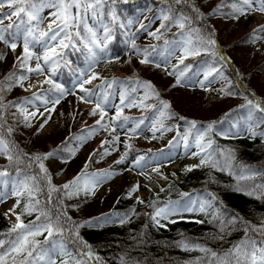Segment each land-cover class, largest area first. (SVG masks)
I'll use <instances>...</instances> for the list:
<instances>
[{
	"label": "trees",
	"instance_id": "16d2710c",
	"mask_svg": "<svg viewBox=\"0 0 264 264\" xmlns=\"http://www.w3.org/2000/svg\"><path fill=\"white\" fill-rule=\"evenodd\" d=\"M214 1L213 6L221 5L219 11L224 13L233 12L231 7L233 3L237 4V7L241 6V0ZM195 3L199 7L200 12L204 14L202 23L213 29V39H215L216 45L212 51H202L200 55L186 58L183 64H177V66L179 70H183L185 66H191L184 76L211 70V75L214 72H221L227 77L228 81L220 88V93H209L200 108L196 109L184 104L185 102L183 101V103H177L174 100V94L171 93L172 95H169L174 83H162L157 67L153 64L142 65L139 61L135 64L126 58V68L115 70L103 77V79L108 81H117L112 89H107V85L99 88L101 80L97 82L95 90L97 95H95V99L97 100L98 97L103 99L99 94L103 91H110L112 95L105 106L111 105L113 96L116 93L119 94L121 89L125 87L130 89L137 86L135 84L137 80L150 81L156 91L159 92L160 98L170 103V111L175 113V116L171 119H164V122L174 126L171 140H174L178 144H185L186 142L195 143L197 135L205 132L208 124H214L213 131L207 132L201 141L206 144L208 141H211V147L205 148L203 155L189 166L199 165L200 160L210 153L212 159L217 160L220 166L226 170L220 171L212 168L210 162L204 166L194 167L191 171H186L185 167L180 170L177 177H169L168 181L159 186L156 191H149L145 197L139 198L144 203H137L138 197H129L126 193L120 192L109 207L87 214L80 211L73 213L78 200H76L74 195L71 198L65 195V190L61 188L65 183H56L45 164V167L48 169V175L51 176L52 185L60 188L59 192L52 193L51 204L47 203L48 184L46 179L42 178L44 174L40 172L38 165L34 164L31 168H28L26 157L24 163L17 165L13 162L10 164L4 156V159L0 161V171L7 172L6 177L9 179L12 187L23 180L26 175H29L36 176L37 183L41 188V191L35 193L32 198L27 193H23L19 198L12 196L14 199L13 205L16 204L17 199L20 200V205L16 210L20 214L21 221L24 224L35 221L36 216L39 214V209L42 208L50 209L54 217L56 215L55 206L59 205L62 201L68 216L74 221L80 223L88 220L93 221L92 225L85 224L84 227L79 228V236L82 241L91 246L94 256L102 258L103 264H120L122 257L128 264H131L132 261H139L140 264H220V260L229 249H232L234 245L246 239L245 222L250 225H261V222L264 221V199H256L255 196L244 194L245 191H254L256 195L264 192V137L258 135L256 138H252L247 131L249 123L247 117L250 111H253V122L258 121L260 117L264 116V113L254 112V110L247 106V99H255L264 105V98L260 97L250 86L252 79L258 75V69L253 65V62H249L235 70L232 62L228 59L221 44L218 42L208 10L203 9L204 0H195ZM173 7L184 6L173 4ZM167 9L168 4L164 0H134L133 3L127 4L120 0V2L114 5L110 3L104 5L101 9L103 13L102 20L112 35V39L107 45L108 58H121L128 49H131V41L139 34L141 25L145 24L141 20L136 27L133 26L142 14L149 12L150 17L160 16L161 12ZM113 11L115 12V20H113L110 14ZM0 12L8 13L9 8L0 9ZM185 12L192 15L191 10L186 7ZM16 19L15 17L12 18L13 21H16ZM10 22L12 21L7 19L0 26H7ZM196 26L193 25V27ZM88 27L94 31L96 23L88 24ZM71 31L73 32L72 40L75 42L76 47L59 50L63 53V57L60 60V66L56 70V75L52 77L67 92L71 88L72 80L79 75L81 68L89 60L88 49L84 46L83 41L87 40L90 43L92 39L91 33L84 29L83 24H81L79 29L81 33L80 37L75 35V28ZM161 31L163 32L161 39H154L153 43L144 44L135 41L136 46L140 49L150 45L156 46V50L151 53V59H154L157 63H159L158 58L161 55H167L168 52L175 50L176 46L188 38L187 32L185 31L182 35V30L177 26L175 28L170 27L167 31ZM201 35L207 36L208 33L202 32ZM81 37H83V40ZM240 37L234 40V42L240 39ZM165 40L170 41V43L166 45L164 43ZM65 42L67 43V41ZM192 46H200L199 38L195 32L192 33ZM6 48L8 47L0 42V53H5ZM13 66L6 68L4 71L0 70V82H2L0 83V89H3L0 94L4 96L6 104L9 101L20 102L27 98L23 95L9 96L7 85L11 81L6 80V77L12 72L26 75L25 69L14 68ZM240 68L251 71L248 80L244 81L241 76V79L237 80L235 78V75L241 74ZM239 82H242L243 88L239 87ZM49 87L50 85L45 89ZM143 93L144 90L142 95ZM130 96L136 101L138 92L130 94ZM146 103L157 104L158 102L153 98L146 101ZM15 108L9 107L4 110V120L0 121V123L4 124V128L0 129V133L3 134L6 140L14 142L22 154L26 153L29 156L35 154L43 155L57 150L56 158L67 159L71 156L72 146L76 140L80 136L85 135L88 129L95 126L94 122H86L84 120L76 124L73 130L57 143L47 144L43 150L37 152H28L19 137V133L11 126V115ZM124 116L129 117L134 126L142 117L145 118L144 123L137 130V133H140L151 121L153 111L139 107H125L121 114V119ZM180 117L184 119H180ZM189 121H194L196 126L192 127ZM118 123L120 121H117ZM233 125H236V127H233ZM8 127L13 129L10 136L6 131ZM254 130L257 133L264 132V124L255 127ZM97 150L99 152V149L96 148L90 154ZM145 150L143 145L130 144V148H126L123 151V154L127 153L124 163ZM90 154L82 165L81 171L84 169L86 162H88L87 171L98 158V154L94 155L89 162ZM17 167L21 169L19 174ZM240 177L245 178L240 179ZM238 188L241 190H238ZM200 195L211 202L212 207L208 208L204 214L202 213L199 218H176L171 220L174 222H170L169 226L157 227L151 223L147 215L154 211L150 207L153 201L156 202L157 207L168 205L169 202H172L174 206H185L194 197ZM213 196H215V200L212 199ZM36 200L40 201L37 210L28 214V211H25V205L34 204ZM133 209L135 210L134 214ZM125 214L129 215L130 222L122 226L118 223H104L102 220L96 219L106 215H110L115 219ZM217 214L219 215L218 219L214 218ZM232 217H238L237 223L226 227L222 232L220 230V221H227ZM41 222H44L43 218ZM15 223L10 219L4 218L0 213V240L5 241L0 252H7L12 246L11 242L16 240V233H10L9 231ZM141 233H146V236L141 237ZM46 235L47 233L45 232L41 236L35 237V239L41 241L38 247L50 249L53 241L59 242L63 239L60 236H53L45 242L44 237ZM248 238L255 239L258 242L264 239V237H261L256 232H250ZM29 239L32 238L30 237ZM141 239L145 242L138 243ZM181 240L193 246L200 245L208 249V251H201L195 247L185 251L177 246V242ZM81 248H83V245L79 244V242L76 244L69 243L67 250L71 255L66 257L58 255V264H60L61 260H68L69 264H74L73 258H82L79 256V249ZM83 250L87 251L86 248ZM212 252H215L217 256L213 257ZM14 257L17 262L21 259L16 253H10L6 256L7 264H13ZM34 258H36V253L30 259ZM83 259H87V257H83ZM37 264H44V262L37 259ZM88 264H100V261H95L93 258L92 260H88Z\"/></svg>",
	"mask_w": 264,
	"mask_h": 264
},
{
	"label": "snow or ice",
	"instance_id": "6c2138e0",
	"mask_svg": "<svg viewBox=\"0 0 264 264\" xmlns=\"http://www.w3.org/2000/svg\"><path fill=\"white\" fill-rule=\"evenodd\" d=\"M120 0H0V9H3L5 5L9 8L8 13L0 12V25H3L4 19L12 21L7 24V26H0V42L4 43L8 48L13 52L16 51L19 41H23V53L18 56L17 64H14V68L19 66L21 69H25L28 74L44 75V80L40 82V88L43 89L44 84L50 85L48 89L38 90L32 93L30 98H25L20 102L9 101L7 104L4 102V96L0 94V121L4 120L3 112L6 108L16 107L19 112L26 113L27 108L24 105L31 104L33 107L37 108V111H33L27 115H24V124L25 127H31V119L37 116L39 111L36 101H39L40 104L44 107V112H39L40 116H45V113H48L47 117L43 120V123L40 124L38 132L44 128L51 118V112L55 110V106L60 103L61 99L69 94L59 83H56L52 77L56 75V70L60 66V60L63 57V53L58 51V48L64 49L68 47H76L75 42L72 40L73 32L71 29L75 28V35L80 37L81 33L79 31L81 24L86 31L92 33V39L90 43L88 41H83L84 46L88 49L89 53V69L93 68L101 60V53L107 56V45L112 39V35L108 27H104V37L99 39L96 37V33L88 27L86 17L89 12L93 18L97 17L98 12L100 15H103L101 9L106 4H116ZM123 3H133L134 0H122ZM168 4V9L162 11L160 15L161 23L159 28L153 32H149V36L156 40H160L163 32L161 30L167 31L172 26H177L181 29V34L183 35L185 31L187 32V40L184 41V46L182 50V55L179 58L178 64H183L184 60L188 56H197L203 52H210L215 48L216 41L213 39V29L210 26L204 25L202 23L204 19V14L200 12L199 7L196 5L195 0H164ZM173 4L176 6L184 7H173ZM39 5V6H38ZM253 5H256V11L264 13V0H241V6L237 7V4L233 3L231 5L233 12L229 13L233 19H238L240 15H243L248 9H252ZM44 7L55 8L56 11L50 13L52 16L51 22L48 24L47 30H42L40 25L43 21L41 13ZM185 7L191 10L192 15L186 14ZM221 5H218L217 8L213 9L209 15H215L219 12ZM75 9V13H73ZM113 20L116 19L115 12L110 13ZM17 18L16 21H13L12 18ZM26 18V19H25ZM59 21V23H57ZM56 24L54 28L53 25ZM193 25H197L193 27ZM145 25H141V29H144ZM258 31L264 32V26H262ZM195 32L199 38L200 46H192V33ZM202 32H207V36L201 35ZM255 32V30H254ZM7 34V35H6ZM83 40V37H81ZM59 41L58 45L54 42ZM67 41V43L65 42ZM164 43L167 45L170 41L165 40ZM39 46L43 48V53L37 54L34 49ZM130 48L132 52L138 57L142 56L139 60L140 64H153L155 67L159 68L162 65L157 63L154 59H151V53L156 50V46L150 45L143 49H140L135 44V39L131 41ZM215 54V53H213ZM4 57L0 54V60ZM35 60V66L30 65V61ZM119 59V57H116ZM110 62V61H109ZM130 62V61H129ZM191 66H185L183 70H179L177 65L172 66V71H168L167 66H164V70L168 75L175 76V83L172 87L177 86H186L184 80L185 72ZM45 72L48 74L45 75ZM87 75L86 72H81V80L77 82V87L80 92L83 93L77 98L80 102L83 103H93L92 97L97 95L93 89L86 88L85 85L91 84L93 80L100 79L101 85L99 88H103L104 85H107V89H112L113 85L117 83L116 80L108 81L99 77L98 74L94 73L87 78H83ZM211 75V72L205 74L204 80L200 81V87H204L205 80L208 76ZM29 79V75L17 74L12 72L6 80L11 81L8 83V90H11L12 87L19 86L24 88V82ZM2 83V82H0ZM137 86L131 87L130 89L125 87L120 90L119 93V104L115 105L116 113L111 117L108 123H104L105 117L108 115L107 109L105 107L106 102L109 97L112 95L110 91H103L95 101V106L90 111L89 115L95 116L99 114L100 119L96 120L95 125L99 126L100 129L107 130L111 126V131L116 132L117 128L124 129L126 124L129 122V117L124 116L121 119V114L125 107H139L141 109L152 110L154 114L158 113L156 120L153 123L151 129L153 138L156 136V132L171 131L172 129L167 128L163 123L164 119H171L175 116V113L170 111L171 105L168 101L160 98V94L156 91L154 85L150 81H135ZM34 85L29 84L27 88H24L25 91L31 90ZM143 87L144 93L140 96L139 103L135 101L134 98H131L130 94H135L139 91V88ZM3 89H0L2 92ZM75 94V93H72ZM227 94V93H226ZM155 98L157 104L146 103V101ZM247 99V98H246ZM48 105H51L49 107ZM247 106L254 110V112L264 113V105L255 99H247ZM145 118H141L138 123H135L134 127L128 129L129 132L137 134V130L144 123ZM180 119H184L180 117ZM117 121L120 123L117 124ZM248 128L247 131L252 138H256L258 135L264 137V132L257 133L254 128L258 127L261 124H264V116L260 117L258 121L253 122V111L248 113L247 117ZM192 127H195L194 121H189ZM159 124V127L156 125ZM236 127V125H233ZM4 128V124L0 123V129ZM214 129V124H208L206 131L201 132L197 135L196 138V147L203 151L205 148H210L212 142L208 141L207 144H202L204 136L207 132H211ZM96 127L88 130L87 137H79L78 139L81 142L86 139H90L96 131ZM8 135L10 136L13 132L11 127L6 129ZM223 134V133H221ZM187 140V138H185ZM119 141V136H113L112 141H102L101 148L104 149L103 155H110L111 153L105 148V144L116 143ZM171 143V142H170ZM185 147H188L187 142ZM125 148H130V145L125 143ZM99 154L98 150L94 151L89 156V162L92 159V156ZM0 155L6 157V159L11 163H16L17 165L24 163L25 157L27 158V167L31 168L34 164L38 165L40 172L43 173V179H46L48 184V198L47 203H52V193L59 192L60 188L52 185L51 176L48 175V169L45 167L43 161L48 160L57 156V150L45 153L43 155L35 154L29 156L26 153H21V150L15 145L14 142L6 140L2 133H0ZM72 156H75V150L71 152ZM200 155V152L193 153V156ZM223 155V153H222ZM127 158V153L121 155V157L115 161L116 164H123ZM63 162L67 160L61 158ZM145 157L138 156L136 157L134 163L135 167H143L142 161ZM210 162L212 168L217 170L224 171L225 168L221 167L217 160L212 159V155L206 154L205 158L200 160L199 165L186 166V171H191L194 167L204 166L206 163ZM88 167V162L85 163L84 169L79 173L73 180L66 182L61 186L65 190V195L68 198H71L73 195H77L80 192H84L85 195H94V189L105 180L110 179L114 173L111 170L104 172L88 173L86 171ZM153 171L158 172V168H153ZM18 174L21 172V169L17 167ZM231 174V173H230ZM7 175L6 171H0V176ZM245 177H240L244 179ZM138 190V185H134L132 189L128 192V196ZM238 190H241L238 188ZM41 188L37 183L36 176L26 175L23 180L18 184H14L12 187L11 195L13 197L19 198L23 193H27L30 198L34 196L35 193L40 192ZM245 195L255 196L256 199H264V192L260 195H256L254 191H245ZM8 194L0 193V203L5 202ZM215 200V196L212 197ZM137 203H144V201L137 198ZM40 204L39 200H36L34 204L25 205V211H28V214H31L32 211L37 210V206ZM20 205V200L17 199L16 204L13 205L12 209H9V212H14L15 209ZM185 206L182 209H179L173 205L172 202H169L168 205L164 207H157L156 202L153 201L150 205L154 209L153 212L148 213L147 215L150 218L151 223L157 227H164L165 225L161 223L163 220H168L170 216L178 214L181 211L184 212H195L200 211L204 212L207 207H212L211 202H204L200 204L199 209L195 206ZM56 207V215L53 217V214L50 209L42 208L39 209V214L36 216L35 221L30 222L29 224H24L21 221L20 215L16 216V223L12 225L9 230L10 233H16V240L11 242L12 246L8 249L7 252H0V264H7L6 256L10 253H16L21 257L19 262L16 261L15 257L13 258V264H37V259L43 261L44 264H58L57 256L66 257L71 254L67 250L69 243L83 245V248L79 249V256L81 259L73 258L74 264H88V260L94 258L95 261H100V264H103L102 258L99 256H94V253L91 250V246L86 242L82 241L79 236V228L84 227L85 224L92 225L93 221L88 220L83 223L74 221L70 216H68L67 211L64 209L62 201ZM134 214V209L132 210ZM7 215V213H6ZM43 218L44 222H41ZM214 218H219V215H215ZM102 220L104 223H118L119 225H125L130 222V217L128 214H125L122 217L113 218L110 215H106L102 218H96ZM238 217H232L230 220L220 221V230L223 232L226 227L230 225H235L237 223ZM174 222V221H170ZM199 222V221H198ZM147 227V225H146ZM245 235L246 239L233 246L232 249H229L224 257L220 260V264H264V239H261L259 242L255 239L248 238L250 232L259 233L261 237H264V221L261 222L260 226L250 225L245 222ZM47 233L44 237V241L47 242L49 238L53 236H60L61 239L59 242L53 241L52 247L50 249H43L38 247L41 244V241L35 239V237L41 236L43 233ZM146 236V233H141V237ZM32 239H29V238ZM222 238V237H221ZM145 241L141 239L138 243H144ZM5 241L0 240V249L3 248ZM177 246L181 247L183 250L187 251L191 248H199L201 251H208V249L201 247L200 245H190L184 240L177 242ZM87 249L85 252L83 249ZM34 253H36V258H33ZM212 256L216 257L217 254L212 252ZM87 257V259H83ZM60 264H69L68 260H61ZM120 264H128L124 258H121ZM131 264H140L139 261H132Z\"/></svg>",
	"mask_w": 264,
	"mask_h": 264
},
{
	"label": "rangeland",
	"instance_id": "374dc122",
	"mask_svg": "<svg viewBox=\"0 0 264 264\" xmlns=\"http://www.w3.org/2000/svg\"><path fill=\"white\" fill-rule=\"evenodd\" d=\"M214 3V0H204L203 9L208 10V12L211 13L213 9L218 6H213ZM255 7L256 5H253V8L248 9L243 15L237 13L236 15L239 16L238 19H233L231 15H228L229 13L219 11L215 15H210V21L215 29L218 42L221 44L228 59L232 62L235 70L249 62H253V65L258 69V75L252 79L250 86L260 97L264 98V32L258 31V29L264 26V13L254 10ZM6 8L7 6L5 5L3 9ZM55 11V8L44 7L41 13L43 21L40 27L42 30H47L48 24L53 19L50 13ZM73 13H75V9H73ZM148 13L149 12H145L140 16L143 23H145L143 24L145 25V28L140 30L135 40L144 44L154 42V38L149 36L148 33L155 31L159 27L161 21L160 16L150 17ZM5 20L7 19H4V21ZM86 21L87 24L93 22L96 23V28L93 32L96 33L97 38L102 39L104 37L105 27L102 15L98 12L97 17L93 18L91 12H89ZM57 23H59V21H57ZM53 27L55 28L56 24H54ZM172 27L175 28L176 26ZM239 37L240 39L234 42V40ZM54 43L58 45L59 41ZM183 46L184 42L176 46L175 50L168 52L167 55H161L158 58V61L162 66L157 70L160 74L162 83H175V76L168 75L164 70V66H167L169 72L172 71V66L178 64L179 58L182 55ZM59 50L60 48H58V51ZM34 51H36L37 54L42 55L43 48L37 46ZM22 53L23 41L21 39L15 52L10 48H6L5 53H0L4 57L0 60V70L4 71L6 68L17 64L16 58ZM101 57L99 63L91 69H89L90 61H86L85 65L80 70L79 76L72 81L71 88L68 91L69 94L64 96L60 103L55 106V110L51 112V118L48 123L39 132L37 130L40 128V124L43 123V120L48 115V113H45V116L43 117L39 115V112H44V107L39 101L35 102L39 109L37 116L35 118L30 117L31 127H25L24 115L37 111V108L33 107L31 104L24 105V107L27 108L26 113L19 112L17 108L14 109L11 115V126L19 133V137L28 152H37L43 150L47 144L57 143L66 134L71 132L76 124L83 122L84 120L86 122L95 123L96 120L100 119L99 114L95 116L89 115L90 111L95 106V95L92 97L93 103H83L77 98L79 95L83 94L77 87V82L81 80V72L87 73V75L83 77L85 79L87 76L92 75L93 72L102 78L115 70L126 68V58L130 59L135 64L142 58V56L138 57L135 55L131 49H128V51L119 59H109L108 56H105L103 53H101ZM192 57L194 56H188L187 58ZM29 63L34 67L36 61L33 59ZM17 67L19 66L17 65ZM211 71L192 73L188 76H184L186 86L172 87L169 95L171 96L174 94L173 97L177 103L185 102L184 104L192 108H200L209 93H220V88L228 81L227 77L221 72H214V74L208 76L207 80H205L204 87L201 88L200 81L204 80L205 74ZM240 71L241 74L239 73L235 75V78L238 80L241 79V76L244 81L248 80L251 71L244 68H240ZM47 74L48 73L45 72V75ZM26 75H29V79L24 82V88H27L29 84L34 85V87L29 91H25L24 88L19 86L12 87L11 90H9V96L23 95L30 98L33 92L43 90L49 86L48 84H44L43 89L40 88V82L44 80V75L28 74L27 72ZM99 80L100 79L93 80L91 84L85 85V87L94 90V86ZM238 85L240 88L244 87L242 82H239ZM143 90V87H141L138 91L137 103H139ZM118 102L119 95L115 94L111 105L105 106L108 115L105 117L104 123H108L111 117L115 115V105ZM48 106L51 107V105ZM157 115L158 113H153L152 119L145 129L137 134L128 131V129L134 127L131 120H129L124 129L117 128L116 132L111 131V126H109L107 130H104L95 125L93 127H96L97 130L90 139H86L83 142H81L80 139L76 140L72 146V151L75 150V156L71 155L69 158L65 159L67 160L66 163L63 162L62 159L56 157L44 161L53 180L56 183H66L73 180L74 177L81 173V167L87 160L88 155L94 149L98 148V158L92 163L93 165L91 164L92 167L87 170V172L96 173L111 170L114 173L110 179L105 180L94 189V195H85L84 192L74 195L78 201L73 213L80 211L88 214L99 211L102 208H107L112 204L120 192L128 194L134 185H138V190L133 192L131 196L138 198L145 197L149 191H156L159 186L165 184L169 177H177L182 168L189 166L203 155L205 149L201 151L196 147V143L188 144V147H185V144H178L174 140H171L174 126L170 123L164 122V120L163 123L165 126L172 130L163 132L158 131L156 132L155 138H153L151 129ZM156 126L159 127V124ZM88 130L85 135L80 137H87ZM113 136H119V141L116 143L105 144L104 147L107 148L111 154L103 155L104 149L100 147L101 142L105 140L112 141ZM125 143L128 145H143L146 150L136 156L145 157L144 161L141 162L143 167L134 166L133 162L136 157L127 160V162L123 164L115 163L126 149ZM201 143L206 144L205 142ZM196 152H200V155L193 156V153ZM3 159L4 156L0 155V161ZM153 168H158V172L153 171ZM5 192L11 196L12 189L9 179H7L6 175H3L0 176V193ZM194 202V206L199 209L201 203L209 201H207L204 196L200 195L194 197L192 201L185 206H193ZM185 206L175 207L182 209ZM208 208L211 207L206 206L204 212L198 210L191 213L181 211L178 214L170 216L168 220L161 221V223L165 226H169L172 219L180 217L199 218ZM0 213L4 218L17 222L15 217H7L1 210Z\"/></svg>",
	"mask_w": 264,
	"mask_h": 264
},
{
	"label": "bare ground",
	"instance_id": "6f19581e",
	"mask_svg": "<svg viewBox=\"0 0 264 264\" xmlns=\"http://www.w3.org/2000/svg\"><path fill=\"white\" fill-rule=\"evenodd\" d=\"M12 208H13V199H12V197L10 195H8L7 199L5 200V202L0 203V210L5 215L7 213V215H6L7 217H9V218H14L15 217L16 218V216L19 215V214L16 211V209H15L14 212H9V209H12Z\"/></svg>",
	"mask_w": 264,
	"mask_h": 264
}]
</instances>
